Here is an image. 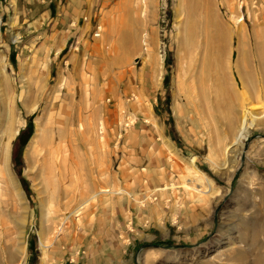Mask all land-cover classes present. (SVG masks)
Returning a JSON list of instances; mask_svg holds the SVG:
<instances>
[{"label": "rangeland", "instance_id": "obj_1", "mask_svg": "<svg viewBox=\"0 0 264 264\" xmlns=\"http://www.w3.org/2000/svg\"><path fill=\"white\" fill-rule=\"evenodd\" d=\"M33 2L34 13L38 3ZM92 10V19L78 25V40L63 27L39 30L34 17L19 22L10 0H0V97L6 98L8 120L18 131L10 140L9 169L20 190L19 198L14 186L0 178V264H19L17 249L24 244L25 264H58L61 239L66 242L81 227V218L92 217L109 196L102 193L87 202L93 193L159 187L157 175L152 185L144 179L140 165L147 161H134L141 158L143 145L160 148L158 132L148 123L153 109L170 133L167 138L187 153L183 162L194 160L193 168L214 182L216 194L202 193L207 187L197 184L195 194L184 169L166 159L164 199L171 200V194L178 207L170 209L168 203L165 221L139 227L144 240L125 262L264 264V118L224 160L242 112L259 102L257 93L264 102V0H94ZM96 32L101 36L95 37ZM242 76L250 80L253 94L243 104L232 95L242 90ZM80 107L93 120L92 154L83 142H77L79 150L68 140V175L63 166L61 172L53 170L52 131L47 129L38 164L30 163L26 154L38 127L48 118L63 126ZM137 117L134 132L126 133L123 128ZM122 140L134 143L124 146ZM121 156H130L132 165ZM121 181H127L125 187ZM69 195L75 196L71 202ZM191 199L201 210L191 213ZM154 201L155 194L144 205ZM78 208L81 215L61 227L64 214ZM43 236L50 247L42 246Z\"/></svg>", "mask_w": 264, "mask_h": 264}, {"label": "crops", "instance_id": "obj_2", "mask_svg": "<svg viewBox=\"0 0 264 264\" xmlns=\"http://www.w3.org/2000/svg\"><path fill=\"white\" fill-rule=\"evenodd\" d=\"M32 2L38 3L36 4L37 7L34 9V13L30 9ZM10 5H12L14 18H17L19 22L23 20V18L25 22L28 17H34L33 23L39 25V30H43L44 32L45 30L52 31L56 30V28L63 27L69 34L73 33V35H75V37L79 40L81 35L78 36L80 34H78V32H81V28H79L78 25L81 19L84 21H88L89 17L90 20L92 19L94 0H10ZM70 37L71 36L68 35V37H65L64 40L61 41V50L66 47ZM236 91L237 90L235 89L232 91L233 96H235L234 93ZM137 120L138 117L135 118L131 126L128 124L125 129L123 128V130H125L126 133L129 131L134 132L133 129L136 126L135 123ZM149 120L148 123H152L158 132V138L156 140L160 141V148L155 151L157 147H154V143L143 145L141 158L135 157L134 161L136 163H142L143 159L147 161L146 164L142 163L143 165H140L143 166L141 170L143 172V176H145L144 179H150L149 182L150 185H152L154 183L155 175H157L160 179L159 187H157L155 183L147 189L146 192H143V190L135 192L133 190L131 194L124 192V190L119 191L120 189L118 191L110 189L112 193L105 194L109 196L107 199L98 204L95 214L88 219H84V217L81 218V227L78 228V230H76V232H74L66 242L61 239V251H59V253L62 254V257L58 261V264H128V262H125L127 261L126 255L131 252L140 240H144L142 236H144L145 233L140 230L139 227L147 228L148 224L152 221H165V216L163 214L165 212L164 209H166L165 205L168 203L170 205V209L178 207L177 199L171 194V200L168 201L167 199H164L165 196H168V188H166L163 183V179L166 181L168 178V160L166 159H169V161L176 166L177 170L182 172V169H184L188 177V188L193 190L194 188H192V186L196 184L201 187V185L193 179L191 173L188 171L190 168L193 169L194 167L193 160L191 159L192 163H190L191 161L183 162L189 159L185 156L187 153L175 145L170 138H167V134L169 132L163 125H161L160 117L155 113L154 109L149 116ZM122 143L123 145L124 143L125 145H129V143H134V141L131 140L124 142V140H122ZM149 146H151L153 150L147 151ZM122 158L123 163L125 162L132 165V158L130 156H123ZM181 163H188L189 166L184 167V164L182 168ZM127 169V166H125L124 171ZM173 169L171 171L174 172ZM170 173L171 174L169 175L172 176L173 173ZM120 183V186L125 187V183H127V181H121ZM195 190L196 189H194V193L198 194ZM149 193H151L150 197H147V194ZM185 193L186 198L191 197L189 192ZM145 194L147 196H145L146 199L143 200V196ZM154 194L157 201H154L153 204L149 203L144 205L145 201L149 200ZM198 199L203 200L200 196ZM189 203L188 207L191 213L192 211H195V209L201 210L197 207L194 208L192 199L189 200ZM192 216L193 214L190 215V217ZM177 217L178 215L174 214L172 221L174 222L177 220ZM88 221H90V224L86 225V222ZM43 230H45L46 233L47 230ZM45 233L44 235H46ZM146 236L148 239L147 241H153V236ZM42 240L45 245L50 247L47 243V239L45 241V237L41 238V241ZM55 242L58 246L60 245L59 239ZM43 263L52 264L51 262L47 263V261H43Z\"/></svg>", "mask_w": 264, "mask_h": 264}, {"label": "bare ground", "instance_id": "obj_3", "mask_svg": "<svg viewBox=\"0 0 264 264\" xmlns=\"http://www.w3.org/2000/svg\"><path fill=\"white\" fill-rule=\"evenodd\" d=\"M240 22H242V20H240ZM100 36H101V34H100ZM185 75H187V73ZM241 78H242L243 89L240 92L236 91L234 93L235 97L234 96L233 97L237 98L243 104V103L253 99L252 98L253 94H251V92H250V89H251L250 80L244 76H242ZM1 82H2V80L0 81V83ZM194 84H195V82H194ZM185 87H187V85ZM193 90L195 92V90H196L195 86H194ZM255 99H257L259 102L255 103V104H251L250 108L245 109L242 112V116H241V120H240V128H238L239 129L238 134H237L235 140L231 144H228L226 146L225 151H224V160H225V157L229 158L231 148H233L237 144L244 145V141H246V139H247L248 131L250 129H252L253 127H255L256 124H258L259 119L264 118V102L261 100L262 95L260 93H257ZM0 106H1V112H0V178L2 180L6 181L7 184H8V182L10 183V185L12 184L14 186V188L13 187L12 188L16 192V195L19 197V194H20L19 191L20 190L17 192V190H16L17 188L14 184V181L12 179L11 172L9 169L10 154H11L10 140L12 139V137L15 134L18 133V131H16L14 129L12 122L8 120V116H10V110H7L6 98L2 97V94L0 97ZM240 106H242V105H240ZM259 110L262 111L260 113V115L257 113V111H259ZM88 111H89V109H88ZM70 115L71 114H69V118L65 121V123H64L65 125H63V126L61 125V121L59 122L57 120L54 121V123H53L54 126H53L52 119L48 118V120L44 126L41 125L38 127L39 128V134L30 143L28 150H27V154H26V156H27L26 158L30 163L34 162L33 164H35V165H36V163L38 164V161H39L38 156H40V153L43 149V146H45V144H46L45 135H46L47 129L52 131L51 132V134H52L51 145H53V149L50 150L49 155H50V157H52L53 159L56 160L55 163H53V165L51 167L53 170L61 172V167L63 166L62 170L65 169V171H66L65 173H67V175H68V172H67V169H68L67 166L68 165H66L68 163V146H67L68 140L73 142V145L76 144V145H74L75 148L80 147L79 150H81V145L79 143L77 144V142L80 141L81 144L83 142L85 144L84 146L87 147L91 153V151L93 150L92 147L96 143V139H94V137H93V131H92L93 130L92 129L93 120H92L91 115L83 107H80L79 109H77L72 117H70ZM82 120H83V122H81ZM69 158H71V157L69 156ZM59 160L62 161L63 165H61V163L57 164V162L59 163ZM47 162H48V160H47ZM49 162H51V160H49ZM193 162H194V160H193ZM224 166L225 167L227 166V162L224 163ZM52 169H51V171H52ZM188 171H189V173H191L194 180L201 185V187H207L208 191L207 192L201 191L202 193H208L211 196L216 194L214 182L212 180H210L204 173H202L199 170L194 169V168L193 169L190 168ZM64 175L65 174L63 173V176ZM195 191H198L197 188ZM102 193L103 194H105V193L110 194V193H112V191L110 189H103L99 193H93L92 196L87 200V202H91V201L95 200L98 197V195L102 194ZM11 196L14 197V194H12ZM67 199H69V201L71 202L75 199V196H70ZM42 205L45 206L44 200L42 201ZM42 208H43V206H42ZM80 215H81V208H78L77 210H75L73 212H69V213L64 214L63 224H61V227L64 226L66 224V222H68L73 216L78 217ZM61 229L62 228H60L59 231H61ZM43 231H44L43 232V234H44L45 230H43ZM45 234H47V231ZM44 237L45 236H43V238ZM46 239L47 238H45V241H46ZM41 244L43 247H47V245H45L43 240L41 241ZM17 253L19 254V257H20L19 264H25V262H26V246H25V244L23 247L17 249Z\"/></svg>", "mask_w": 264, "mask_h": 264}, {"label": "built area", "instance_id": "obj_4", "mask_svg": "<svg viewBox=\"0 0 264 264\" xmlns=\"http://www.w3.org/2000/svg\"><path fill=\"white\" fill-rule=\"evenodd\" d=\"M99 30H100V28L98 29V31H99ZM94 36L97 37V38L100 37V32H96V33L94 34Z\"/></svg>", "mask_w": 264, "mask_h": 264}]
</instances>
